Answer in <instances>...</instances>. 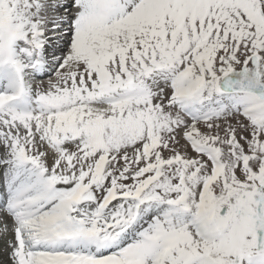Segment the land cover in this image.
<instances>
[{"label": "snow or ice", "instance_id": "obj_1", "mask_svg": "<svg viewBox=\"0 0 264 264\" xmlns=\"http://www.w3.org/2000/svg\"><path fill=\"white\" fill-rule=\"evenodd\" d=\"M0 264H264V0H0Z\"/></svg>", "mask_w": 264, "mask_h": 264}, {"label": "rangeland", "instance_id": "obj_2", "mask_svg": "<svg viewBox=\"0 0 264 264\" xmlns=\"http://www.w3.org/2000/svg\"><path fill=\"white\" fill-rule=\"evenodd\" d=\"M2 247H3V245L2 244H0V249H2ZM3 257L2 256H0V259H2Z\"/></svg>", "mask_w": 264, "mask_h": 264}]
</instances>
